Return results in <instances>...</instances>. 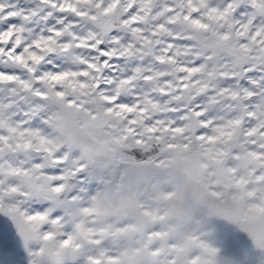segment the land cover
I'll list each match as a JSON object with an SVG mask.
<instances>
[{
  "label": "snow or ice",
  "instance_id": "1",
  "mask_svg": "<svg viewBox=\"0 0 264 264\" xmlns=\"http://www.w3.org/2000/svg\"><path fill=\"white\" fill-rule=\"evenodd\" d=\"M0 264H264V0H0Z\"/></svg>",
  "mask_w": 264,
  "mask_h": 264
}]
</instances>
